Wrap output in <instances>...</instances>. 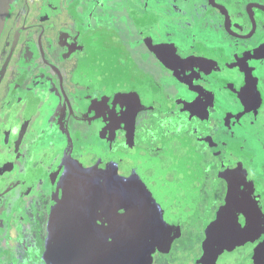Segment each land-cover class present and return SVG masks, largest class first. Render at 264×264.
Listing matches in <instances>:
<instances>
[{
	"label": "flooded vegetation",
	"instance_id": "1",
	"mask_svg": "<svg viewBox=\"0 0 264 264\" xmlns=\"http://www.w3.org/2000/svg\"><path fill=\"white\" fill-rule=\"evenodd\" d=\"M83 159L160 217L191 204L153 264H264V0H0V264H133L107 214L52 250Z\"/></svg>",
	"mask_w": 264,
	"mask_h": 264
},
{
	"label": "water",
	"instance_id": "2",
	"mask_svg": "<svg viewBox=\"0 0 264 264\" xmlns=\"http://www.w3.org/2000/svg\"><path fill=\"white\" fill-rule=\"evenodd\" d=\"M146 160L145 165L151 172L144 170V167L136 169L152 175L155 165L160 169L158 163ZM114 166L115 163L110 162L100 168V163L83 159L67 164L65 170L61 166L53 174L55 181L64 188L62 198H57L58 205L50 227L54 241L52 250L60 253V261H65L63 253L66 245H79L83 250H88L86 236L90 229L96 228L98 219L104 214L108 215L113 230H118L114 245L122 246L121 250L131 255L133 264H153V245L166 250L180 234L181 223L190 214L191 204L183 203L177 218L160 217L158 211H149L154 205L134 198L137 187H128L122 180L116 185ZM138 180L144 181L143 178ZM124 183H128L127 179ZM117 209H125V212L112 218ZM154 212L159 219L149 218L147 213ZM82 229L87 234L76 239L74 233Z\"/></svg>",
	"mask_w": 264,
	"mask_h": 264
},
{
	"label": "rangeland",
	"instance_id": "3",
	"mask_svg": "<svg viewBox=\"0 0 264 264\" xmlns=\"http://www.w3.org/2000/svg\"><path fill=\"white\" fill-rule=\"evenodd\" d=\"M47 108H49V106H47ZM50 110H48V109H44L43 111H41L42 113H43V116H44V118H46L48 115H49V112ZM45 114H46V117H45ZM3 134H4V132H3ZM54 140H56L55 138H54ZM179 258V257H178ZM236 262H238V261H236ZM229 264H237V263H229ZM249 264V263H248Z\"/></svg>",
	"mask_w": 264,
	"mask_h": 264
},
{
	"label": "snow or ice",
	"instance_id": "4",
	"mask_svg": "<svg viewBox=\"0 0 264 264\" xmlns=\"http://www.w3.org/2000/svg\"><path fill=\"white\" fill-rule=\"evenodd\" d=\"M242 219V218H241Z\"/></svg>",
	"mask_w": 264,
	"mask_h": 264
}]
</instances>
